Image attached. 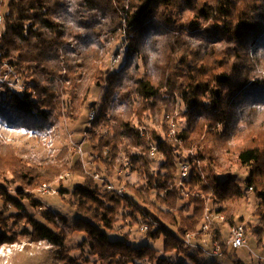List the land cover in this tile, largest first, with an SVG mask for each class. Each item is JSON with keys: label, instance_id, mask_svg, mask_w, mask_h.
<instances>
[{"label": "trees", "instance_id": "obj_1", "mask_svg": "<svg viewBox=\"0 0 264 264\" xmlns=\"http://www.w3.org/2000/svg\"><path fill=\"white\" fill-rule=\"evenodd\" d=\"M183 9H191L194 18L181 22ZM111 14L132 38L127 47L130 63L107 78L98 47ZM5 16L0 37L3 61L31 85L26 91L6 89L0 98V123L40 131L56 120L61 115V90L50 81L54 76L72 83L68 94L77 106L69 105V112H80L93 89L106 81L107 102L95 126L108 131L94 135L95 160L112 168L124 153L146 179L144 186L130 187L135 196L127 198L145 205L144 211L158 222L157 228L150 224L146 233L151 241L161 240L162 256L150 245L137 248L128 240L111 238L109 230L131 204L106 183L88 180L74 192L70 204L81 218L75 231L86 235L90 255L99 264H187L166 254L187 252L182 238L189 233L197 234L199 241L209 234V242L222 243L223 233L215 223L207 232L202 230L209 203L210 216H224V223L232 226L241 221H234L229 205L246 198L234 174L225 172L226 166L248 172L246 187L259 200L254 233L264 245V116L260 115L264 0H12ZM201 22L210 24L206 30L214 32L218 43L194 45L186 36L200 31ZM168 26L172 29L163 44L167 57L163 65L157 61L150 69L147 50L156 39L154 33ZM155 69L163 71L162 79L157 80ZM124 101L127 106L120 112L116 104ZM177 103L185 106L187 126L166 140L149 122L163 117L167 123L166 117L175 116L171 105ZM166 123L164 131L172 132ZM179 140H185L186 148H196L194 157L181 156ZM159 157L162 166L154 173ZM185 164L189 176L182 179ZM50 170L31 172L22 159L0 146V175L11 172L32 186L48 180ZM32 199L28 194L15 197L7 189L0 191V244L13 245L25 237L30 243L47 242L58 251L34 256L31 251L19 252L11 258L12 264H80L64 252L67 236L55 217L46 213L39 220L26 210L24 201ZM185 200L192 204L188 212ZM150 218L143 217L141 226ZM228 256L225 249L224 257Z\"/></svg>", "mask_w": 264, "mask_h": 264}, {"label": "rangeland", "instance_id": "obj_2", "mask_svg": "<svg viewBox=\"0 0 264 264\" xmlns=\"http://www.w3.org/2000/svg\"><path fill=\"white\" fill-rule=\"evenodd\" d=\"M11 1L0 0L1 4L2 2L4 3V6L0 7V15L5 16L7 14L8 5ZM179 13L181 22L194 18V13L191 9H183ZM108 20L110 21L109 27L105 30L98 47L103 54L102 69H104L107 78L115 72L122 71L126 64L130 63L127 47L132 38V36H129V31L125 30L126 27H123L122 23L121 25L117 23L116 15L111 14ZM209 25V23L201 22L200 31H190L186 36L194 45L211 44V41L218 43L220 40L213 36L214 32H207L206 29ZM171 29L168 26L154 33L156 39L147 50V56L150 59L148 68L154 69L157 61H159L160 65L164 64L167 54L163 49V44L168 39L167 31ZM4 31L5 24H0V37ZM222 45L226 46L227 43ZM134 68V64H131L128 67L129 72H134ZM144 70L142 68L140 72L142 73ZM5 72L6 68L3 69V73ZM155 75L158 78L157 80H159L163 78L164 73L162 70L155 69ZM19 76L22 79V84L26 86L31 85V83L26 81L27 79L24 74L19 73ZM50 81H53L61 90V115L56 120L47 123L45 129L42 128L40 131L19 129L0 123V146L22 159L31 172L41 170L40 172L44 174L47 169L51 168L48 171V180L37 181V183L31 186L21 182L11 172H7L0 175L4 176L0 179V191L6 192L7 189L15 197H18L19 194L32 196L33 202L24 201L23 203L26 210L39 220H43L42 218L46 213L55 217L57 224L67 236L64 252L77 258L76 260L80 264H99L97 259L90 255V246L87 243L88 239H86V235L75 231V225L81 218L70 202L72 201L74 192L88 180H94L101 185L111 183L114 188L122 189L124 196L113 193L120 198L126 199V203L129 205L131 204L130 209H125L112 230H109L111 238L113 240H128V242L137 248L150 245L159 251V256L164 255L162 253L161 240L157 242L149 240L148 234L141 229L140 223H142L143 217H151L143 209L147 207L142 203H137V205L133 202L134 200L132 201L129 198H134L135 196L130 187L144 186L146 184L145 177L133 169V165H130L124 153L119 155L118 164H115L112 168H108L104 163L95 160L96 152L94 153L92 148L94 135H98L99 133L106 134L108 131L107 128L101 130L95 126L99 112L102 111L104 104H106L105 102H107L108 84L105 81L100 87L94 88L89 101H87V105L85 107L82 106L80 112H69V105L77 106L68 94L72 91V83L68 80H63L59 76H54ZM5 91L3 88H0V98L3 97ZM133 96L137 95L134 93ZM261 97V102H264V95ZM126 106V101L119 105L116 104V108L120 109V112ZM171 107L175 112L174 119L166 117V123L163 117H158L154 124L149 122L152 130H156L162 134L166 140H169L174 134L187 126V119L183 115L185 106L177 103L171 105ZM260 110V115L264 116V103L261 104ZM93 111L98 112V114L96 119L91 122L89 118ZM165 123L172 127V132L168 130L166 133L164 131L163 126ZM137 124L141 126V123L137 122ZM41 126L43 127V125ZM240 129L244 130L245 126H241ZM178 144L179 153L182 157L185 158L188 155L194 157L196 148H186L185 140L180 141ZM162 160L159 157L155 162L154 173L160 170ZM217 169L218 174L222 173V169ZM225 172L234 174L235 180L241 185L246 196L244 200L230 204L229 206L232 208L234 221L236 220L235 222L237 223L241 221L240 224H244L245 228H247L248 247L238 250L230 248L228 250V257L217 258L212 255L213 243L208 241L209 234H206L205 236L202 235V238H204L202 241L196 240L194 242V245L204 247L205 252L203 249L191 247L181 255L173 253L166 254V257L172 260L184 259L187 264H235L233 261H240L243 264H264V245L259 244L258 236L254 233V229L258 225L255 212L259 200L253 191L246 187L244 179L248 175V172L245 169L232 166H226ZM97 175L99 176L98 178ZM3 188L6 189L3 190ZM186 193L189 194V192ZM127 195L129 196L128 198ZM183 202L186 212L192 209V204L186 200ZM1 208L2 204L0 203ZM207 209L210 216V213L213 211L210 203ZM150 219L152 220L151 224L153 227L157 228L158 222L152 217ZM214 223L216 225H214L215 229L221 230L224 241H227L230 237L229 224L231 222L227 224L215 218L213 219ZM25 251H31L30 256H34L35 254L46 255L48 252H57L58 248L51 246L47 242L30 243L28 239L22 237L18 243L13 245L0 244V264H12L11 258L17 253ZM87 258H89V262H85Z\"/></svg>", "mask_w": 264, "mask_h": 264}, {"label": "built area", "instance_id": "obj_3", "mask_svg": "<svg viewBox=\"0 0 264 264\" xmlns=\"http://www.w3.org/2000/svg\"><path fill=\"white\" fill-rule=\"evenodd\" d=\"M6 22V16L0 15V24H5ZM2 51L0 50V88H3V90H6L7 88L19 90V91H26L30 90V86H26L25 84H22L21 81L22 79L19 76V73L15 72L12 68L11 65L5 63L2 58ZM6 68V72L3 73V69ZM97 117V112L93 111L90 114L89 120L92 122L96 119ZM152 155H154V151L152 152ZM181 176L182 179L188 178L189 176V166L188 165H183L181 167ZM99 176L97 175V178ZM107 187L109 190L112 192L124 196L122 194V189H116L112 186L111 183H107ZM219 219L220 221H225L224 216H214L209 214L206 216V221L204 225L202 226V230L204 232H207L211 226L213 225V219ZM149 223H145L141 226V229L143 232H148L150 229V224L152 222L151 219L148 220ZM183 240V245L186 249H189L191 247L197 248V249H203L205 252V248L202 246L194 245V242L197 240V234L195 233H189L187 234ZM213 243V252L212 255L221 258L225 256V249L229 250L230 248H233L235 250L242 249V248H247L248 247V237H247V232L244 224H239V225H232L230 226V237L227 241H215Z\"/></svg>", "mask_w": 264, "mask_h": 264}]
</instances>
